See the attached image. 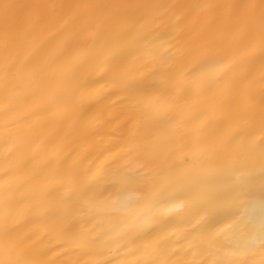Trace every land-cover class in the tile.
I'll return each instance as SVG.
<instances>
[{"label": "bare ground", "instance_id": "obj_1", "mask_svg": "<svg viewBox=\"0 0 264 264\" xmlns=\"http://www.w3.org/2000/svg\"><path fill=\"white\" fill-rule=\"evenodd\" d=\"M261 11L0 0V262L262 264Z\"/></svg>", "mask_w": 264, "mask_h": 264}, {"label": "snow or ice", "instance_id": "obj_2", "mask_svg": "<svg viewBox=\"0 0 264 264\" xmlns=\"http://www.w3.org/2000/svg\"><path fill=\"white\" fill-rule=\"evenodd\" d=\"M261 24H260V31H259V47L261 52H264V0H261ZM5 12H7L8 9L14 7L13 5L5 4L4 6ZM206 7H212V6H206ZM219 7H228L227 5H222ZM256 39L253 37L249 40V46L255 47L256 46ZM195 72V69H193V73ZM189 75H192V73H189ZM224 90L227 92L231 90L234 85L233 84H224L223 85ZM259 214L256 213V207L251 206L246 212H245V218L248 223L252 224L255 231L251 238L246 239L243 243V247L245 249H254L257 246V243L261 246L262 249H264V199H262L259 203ZM231 230V229H229ZM7 236V234H6ZM0 264H11V262H0ZM264 264V262H262Z\"/></svg>", "mask_w": 264, "mask_h": 264}]
</instances>
